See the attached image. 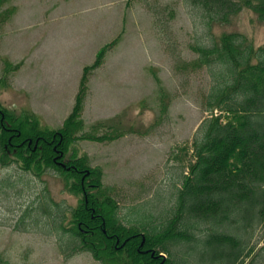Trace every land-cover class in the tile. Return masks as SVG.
I'll return each instance as SVG.
<instances>
[{"label":"rangeland","instance_id":"rangeland-1","mask_svg":"<svg viewBox=\"0 0 264 264\" xmlns=\"http://www.w3.org/2000/svg\"><path fill=\"white\" fill-rule=\"evenodd\" d=\"M193 15L183 0L0 4V108L32 113L43 127H62L84 67L106 47L101 65L90 73L76 136L115 139L78 140L71 147L102 172V190L115 200L126 226L144 212L158 221L169 218L190 158L184 148L209 114L204 102L211 79L205 68L192 67L197 54L191 47L205 42L201 19ZM211 33H237L264 45V23L247 9ZM78 200L53 171L38 178L18 165L0 164V261L100 264L85 252L60 251L62 230L51 217L64 213L61 227L68 229ZM246 245L251 253L244 264H264L262 228Z\"/></svg>","mask_w":264,"mask_h":264},{"label":"trees","instance_id":"trees-1","mask_svg":"<svg viewBox=\"0 0 264 264\" xmlns=\"http://www.w3.org/2000/svg\"><path fill=\"white\" fill-rule=\"evenodd\" d=\"M183 2L194 11L192 17L201 19L205 42L191 47L197 54L192 67L205 68L211 79L204 102L209 114L184 148L190 158L166 220L144 212L134 225H123L117 203L102 190V172L71 147L78 140L115 139L76 136L83 128L90 73L101 65L106 47L84 67L61 128L41 126L32 113L0 108V164L18 165L38 178L53 171L68 193L80 197L68 229L61 227L64 213L51 217L62 230L64 246H59L65 256L86 252L100 264H244L251 253L246 240L258 227L264 232V45L237 33H211L243 9L264 23V0ZM175 247L184 250L173 252Z\"/></svg>","mask_w":264,"mask_h":264}]
</instances>
